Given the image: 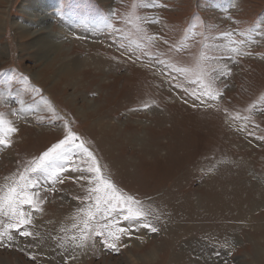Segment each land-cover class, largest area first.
<instances>
[{
    "label": "rangeland",
    "instance_id": "374dc122",
    "mask_svg": "<svg viewBox=\"0 0 264 264\" xmlns=\"http://www.w3.org/2000/svg\"><path fill=\"white\" fill-rule=\"evenodd\" d=\"M0 138V264H264V0H0Z\"/></svg>",
    "mask_w": 264,
    "mask_h": 264
},
{
    "label": "snow or ice",
    "instance_id": "6c2138e0",
    "mask_svg": "<svg viewBox=\"0 0 264 264\" xmlns=\"http://www.w3.org/2000/svg\"><path fill=\"white\" fill-rule=\"evenodd\" d=\"M10 131H15L14 128L10 129ZM9 141L7 139L0 138V145L8 144ZM66 143V141H61L60 143H57L54 145L51 149L44 152L43 155L39 158L35 164L28 169H25V172L28 173L27 176L24 174H21L19 177V181L22 183L14 182L11 186L7 189V194L4 196H0V213H5L9 216L10 220L13 222L9 224L10 228H16L19 229L22 225H27L30 223V220L28 219V214L23 211V205H32L33 204V195L29 189L34 188L36 186V183L32 181V176L39 173V172H47L50 176H58V173L62 172L64 169L62 166L58 164V162L62 159H64V151L63 146ZM87 151V150H85ZM89 156L92 154L89 152ZM96 173H100V168L96 167L94 169ZM107 188L112 189V194L109 195L106 193L104 203L106 205H111L113 201H116L117 207L119 206L120 200L123 199L122 196H119L116 194L115 188L113 185H111L110 182H104ZM99 191V189H97ZM129 200L132 198L129 197ZM100 198L97 197V205L100 203ZM113 211L116 210L115 207L112 208ZM121 212H126V214L123 216L125 220H137L145 216V213L140 210H134L131 207L120 209ZM89 217H92V213H89ZM146 227H151V225H145ZM90 226L88 224V221L84 222V230L85 235L81 238V243L86 241L88 239L87 231L89 230ZM107 228V224H98L97 225V231L95 232V235L103 236L104 232L100 229ZM153 232L156 231L155 228H151ZM119 232H123V229H117ZM110 236L113 237V239H119L118 236L115 235L113 232L108 233ZM4 233H0V239H2ZM20 235L25 237L32 236V233L29 231H22L20 232ZM11 239V236H9ZM104 243L112 248H116L115 243L108 244V242L105 240Z\"/></svg>",
    "mask_w": 264,
    "mask_h": 264
},
{
    "label": "bare ground",
    "instance_id": "6f19581e",
    "mask_svg": "<svg viewBox=\"0 0 264 264\" xmlns=\"http://www.w3.org/2000/svg\"><path fill=\"white\" fill-rule=\"evenodd\" d=\"M41 14V13H40ZM41 16V15H40ZM46 43H49L51 46H54V47H57L58 45L57 44H54L55 42H52V41H50V40H46L45 41ZM45 43V44H46ZM74 63V62H73ZM75 65V64H74ZM75 113V112H74ZM74 175V174H73ZM77 175H81L80 173H75V175H74V177H76ZM63 179H65V178H63ZM81 179V178H80ZM79 180V179H78ZM83 183L85 182V181H82ZM6 183V182H5ZM79 183V182H78ZM81 184V183H80ZM9 184H6V186H8ZM5 186V187H6ZM9 186H11V185H9ZM7 188V187H6ZM3 190H6V189H4L3 188ZM2 191V190H1ZM6 192V191H5ZM4 193V192H3ZM187 198V197H186ZM28 217H30L29 215H28ZM38 225H40V224H38ZM44 228V227H43ZM45 229V228H44ZM44 229L41 231V232H43L42 234L44 235ZM117 229H123L124 231L123 232H119V231H117ZM128 229H129V227H126V225L125 224H121V225H119V226H117V227H114V230H115V232H119L120 234H122V236L124 237V238H126V239H128V241H130V240H132V238H133V235H134V233H130L129 231H128ZM81 231V230H80ZM79 231V232H80ZM40 232V233H41ZM45 232H47V230L45 231ZM79 232H78V234H79ZM39 233V232H38ZM49 233V232H48ZM68 233V232H67ZM62 234V233H61ZM69 234V233H68ZM143 234V233H142ZM60 235V234H59ZM62 235H64V234H62ZM62 235H61V237H62ZM69 235H71V234H69ZM74 235V234H73ZM39 236V235H38ZM54 236V235H53ZM58 236V235H57ZM65 236V235H64ZM72 236V235H71ZM75 236V235H74ZM76 236H81V234L80 235H77L76 234ZM76 236H75V238H76ZM37 237V236H36ZM41 237V236H40ZM46 237H47V235H46ZM51 237H52V233H51ZM55 237H56V235H55ZM60 237V236H59ZM60 237V238H61ZM67 237H68V235H67ZM66 237V242L64 243L63 242V244H58L57 243V245L55 246V247H57V246H62V245H66V247H68L69 248V246H70V242L68 241V239H69V237L67 238ZM35 238V237H34ZM39 238V237H38ZM43 238V237H42ZM48 238H49V236H48ZM59 238V239H60ZM80 238V237H79ZM62 239V238H61ZM64 239V238H63ZM71 239V238H70ZM81 239V238H80ZM39 240V239H38ZM45 240V239H44ZM42 241V243H44L45 245H44V247H45V250L46 251H51L52 253H54V250H53V248H54V244L56 243H52V244H49L48 243V241L46 240V241ZM51 240H49V242H50ZM63 241V240H62ZM61 241V242H62ZM71 241H73V240H71ZM75 241V243H77L79 240H77V242H76V240H74ZM57 242H59V241H57ZM60 243V242H59ZM42 248V247H41ZM48 249H50V250H48ZM71 249H72V246H71ZM70 248H69V250H71ZM77 248H75V250H76ZM67 251L68 250H66V253H67ZM58 253H61V251H58ZM65 253V254H66ZM55 254V253H54ZM62 256H63V254H61ZM152 255V252H149V253H147V256H148V258L150 257ZM146 256V257H147ZM64 257V256H63ZM68 258V257H67Z\"/></svg>",
    "mask_w": 264,
    "mask_h": 264
}]
</instances>
